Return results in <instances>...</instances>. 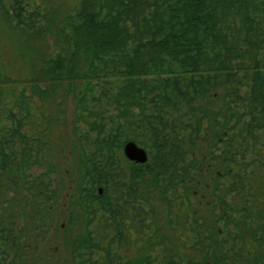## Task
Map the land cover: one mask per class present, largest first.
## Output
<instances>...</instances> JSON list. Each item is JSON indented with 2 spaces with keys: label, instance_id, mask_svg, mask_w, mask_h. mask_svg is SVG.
<instances>
[{
  "label": "trees",
  "instance_id": "1",
  "mask_svg": "<svg viewBox=\"0 0 264 264\" xmlns=\"http://www.w3.org/2000/svg\"><path fill=\"white\" fill-rule=\"evenodd\" d=\"M0 25L53 50L0 76V264L49 236L64 264H264V0H0Z\"/></svg>",
  "mask_w": 264,
  "mask_h": 264
},
{
  "label": "rangeland",
  "instance_id": "2",
  "mask_svg": "<svg viewBox=\"0 0 264 264\" xmlns=\"http://www.w3.org/2000/svg\"><path fill=\"white\" fill-rule=\"evenodd\" d=\"M11 1V0H10ZM81 0H23V3H30L32 7L38 6L42 8L43 10H49V11H60L63 15H68L72 13L76 8L79 7V3ZM11 3V2H10ZM18 34L13 35L11 31L2 29L0 25V76L3 77V74H7L12 77L13 81L17 82H25L26 76L25 75L28 70V61L32 60V63L36 64L39 62L38 56H45L46 58L49 57L51 53H53L52 45L49 44L48 48L40 43L38 40H34L33 44L25 43L23 39H20ZM49 41H52L51 38H49ZM38 65V64H37ZM0 77V78H2ZM18 86V85H17ZM22 90V87L19 86L17 88V91ZM62 99H57L56 101L58 103H61ZM64 101V100H63ZM65 107V119L66 122L52 125L53 127V137H57L58 140L61 142V150H63V147H66L68 144H70V137H71V128L73 126L72 124V117H71V110L73 109L70 102H67L64 104ZM46 112L50 113L51 116H53V113L55 111L54 104L47 103L45 105ZM3 117L0 118V125L5 124V121L3 122ZM65 150V149H64ZM63 150V155L60 157V160H63V170L65 176L57 177L56 174L52 175V181L54 180H60L63 179V186L68 188V191L71 189L72 180H73V174L70 173L66 169V162L65 160L69 157L71 159V156L67 155V153ZM41 171V170H39ZM43 172V171H42ZM69 193V192H67ZM66 193V194H67ZM66 196V195H65ZM63 227V223H62ZM49 240L45 242V240H40V248L38 249L39 252L45 254L44 262L43 264H64V254L61 253V248L56 247L57 241L55 238L51 239V237H48ZM47 238V239H48ZM45 242V243H44ZM46 245V247H45ZM54 249H56V253L54 254ZM158 252V248H155ZM152 254V251H151ZM30 260H32V257H30ZM10 261V260H9Z\"/></svg>",
  "mask_w": 264,
  "mask_h": 264
},
{
  "label": "water",
  "instance_id": "3",
  "mask_svg": "<svg viewBox=\"0 0 264 264\" xmlns=\"http://www.w3.org/2000/svg\"><path fill=\"white\" fill-rule=\"evenodd\" d=\"M122 150L124 157L130 162H135L137 164L143 165V163H146L148 161L145 149L139 148L133 141L127 142L123 146ZM100 193L101 189L99 190V194Z\"/></svg>",
  "mask_w": 264,
  "mask_h": 264
},
{
  "label": "flooded vegetation",
  "instance_id": "4",
  "mask_svg": "<svg viewBox=\"0 0 264 264\" xmlns=\"http://www.w3.org/2000/svg\"><path fill=\"white\" fill-rule=\"evenodd\" d=\"M62 227V226H61ZM54 251V254L56 253V249L53 250ZM13 254V253H12ZM14 255V254H13ZM10 260V261H9ZM8 260L7 263H13V264H16V260H15V257L14 256H11V258Z\"/></svg>",
  "mask_w": 264,
  "mask_h": 264
}]
</instances>
